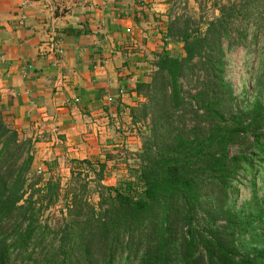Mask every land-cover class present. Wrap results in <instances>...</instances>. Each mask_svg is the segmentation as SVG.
Masks as SVG:
<instances>
[{
	"label": "trees",
	"instance_id": "16d2710c",
	"mask_svg": "<svg viewBox=\"0 0 264 264\" xmlns=\"http://www.w3.org/2000/svg\"><path fill=\"white\" fill-rule=\"evenodd\" d=\"M210 1V20L168 15L149 52L127 108L138 149L70 161L87 201L36 174L33 141L0 110V264H264V0ZM236 48L256 56L251 96L227 79ZM112 159L126 179L105 186Z\"/></svg>",
	"mask_w": 264,
	"mask_h": 264
},
{
	"label": "crops",
	"instance_id": "0c3cea01",
	"mask_svg": "<svg viewBox=\"0 0 264 264\" xmlns=\"http://www.w3.org/2000/svg\"><path fill=\"white\" fill-rule=\"evenodd\" d=\"M168 1L0 0L7 124L41 142L43 154L84 160L98 144L113 148L118 136L110 130L129 125L127 108L138 102L133 87L148 80L147 54L162 48L152 29L164 30Z\"/></svg>",
	"mask_w": 264,
	"mask_h": 264
},
{
	"label": "rangeland",
	"instance_id": "374dc122",
	"mask_svg": "<svg viewBox=\"0 0 264 264\" xmlns=\"http://www.w3.org/2000/svg\"><path fill=\"white\" fill-rule=\"evenodd\" d=\"M168 4L170 5L166 18L163 20V25L161 29H164L163 31L159 30L158 25H154V28L152 30H157L160 40L162 41V36L165 31V26L167 23V17L170 15V18H175L176 16L185 14L186 16H189L195 20L199 19L202 17V20H210L212 17L216 15V12L214 9L211 8V1L209 0L204 8V10H200L198 8L197 3L194 0H181V1H175L172 3V1H168ZM160 21V19H159ZM162 22V20L160 21ZM168 48L170 49L169 52L172 55H176L180 51V44L176 42H170L168 41ZM170 46V47H169ZM226 60H227V79L228 81L233 85L234 90L236 94H239L242 89H245L248 91L249 95L251 96V91H250V82L251 78L247 79L249 70L252 68V63L253 60H256V56L254 54L252 55H247L246 52L242 49H233L230 53L226 55ZM151 59L150 54H147V63L149 67V60ZM150 68H148L149 71ZM124 125H126L124 127ZM118 129L121 130L120 133H117L116 130L115 132L111 129L110 130V135L118 136L117 139H114L113 145L116 146L109 149L107 148V144H98L99 148L96 149L94 155L89 156V158H86L90 160L92 163H97V162H103L104 159V154L106 152L112 151V154L116 153V150L122 151L123 148H126L130 151H133L138 149V144L135 143L134 138H137L136 132H133L135 130H130V126L127 125L124 122L118 123ZM114 134V135H113ZM104 137V136H103ZM102 137V138H103ZM21 138H24L21 136ZM56 139V138H55ZM102 142H104V138L102 139ZM41 144V142H38ZM37 143V144H38ZM140 143V142H139ZM33 141L34 147L35 145ZM39 144V145H40ZM42 147H35L33 148V153L35 156V166L34 170L37 175H41L44 180L48 179L49 176H53V178L58 179L60 182L61 186V194H65V192L69 191V188L71 185H73L75 182H71V176H70V161L71 160H78L74 159L73 157H69L70 154H64V152H61L60 155H54V153H51L50 150H48L45 154L42 153ZM75 151L79 153L75 148ZM51 153V154H50ZM60 153V152H59ZM132 163V162H130ZM52 165V166H51ZM48 167H51L52 170H48ZM40 170V172L38 171ZM126 179V169L122 163V160H109L106 162V170H105V175L104 179L102 181V184L105 186H115L119 182H122L123 180ZM71 180V181H70ZM75 189V192L79 197L82 198V200L87 201L88 198L86 197L85 192L81 191V187L79 184H74L73 188ZM89 194H90V199L89 202H96L97 201V195L93 191V184L89 186ZM248 197V192L245 189H242L241 191V196H240V201L242 202L243 200H246Z\"/></svg>",
	"mask_w": 264,
	"mask_h": 264
},
{
	"label": "built area",
	"instance_id": "2783aa9c",
	"mask_svg": "<svg viewBox=\"0 0 264 264\" xmlns=\"http://www.w3.org/2000/svg\"><path fill=\"white\" fill-rule=\"evenodd\" d=\"M40 172V170H38Z\"/></svg>",
	"mask_w": 264,
	"mask_h": 264
}]
</instances>
